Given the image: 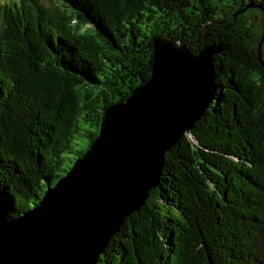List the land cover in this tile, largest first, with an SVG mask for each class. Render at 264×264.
Masks as SVG:
<instances>
[{
	"label": "trees",
	"instance_id": "1",
	"mask_svg": "<svg viewBox=\"0 0 264 264\" xmlns=\"http://www.w3.org/2000/svg\"><path fill=\"white\" fill-rule=\"evenodd\" d=\"M264 0H0V189L20 215L152 74L154 38L215 56L218 91L97 264H264Z\"/></svg>",
	"mask_w": 264,
	"mask_h": 264
},
{
	"label": "water",
	"instance_id": "2",
	"mask_svg": "<svg viewBox=\"0 0 264 264\" xmlns=\"http://www.w3.org/2000/svg\"><path fill=\"white\" fill-rule=\"evenodd\" d=\"M260 22L264 7L242 4L234 16ZM151 77L108 107L91 148L20 215L0 189V264H97L126 218L160 185L166 153L190 134L218 91L215 56L180 40L154 38Z\"/></svg>",
	"mask_w": 264,
	"mask_h": 264
},
{
	"label": "rangeland",
	"instance_id": "3",
	"mask_svg": "<svg viewBox=\"0 0 264 264\" xmlns=\"http://www.w3.org/2000/svg\"><path fill=\"white\" fill-rule=\"evenodd\" d=\"M255 27H256V30L257 29H261V24L260 22H255ZM190 136H192L191 134H189ZM193 137V136H192Z\"/></svg>",
	"mask_w": 264,
	"mask_h": 264
}]
</instances>
